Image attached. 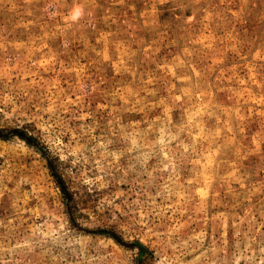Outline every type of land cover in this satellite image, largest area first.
<instances>
[{
    "label": "rangeland",
    "instance_id": "obj_1",
    "mask_svg": "<svg viewBox=\"0 0 264 264\" xmlns=\"http://www.w3.org/2000/svg\"><path fill=\"white\" fill-rule=\"evenodd\" d=\"M0 264H264V0H0Z\"/></svg>",
    "mask_w": 264,
    "mask_h": 264
}]
</instances>
